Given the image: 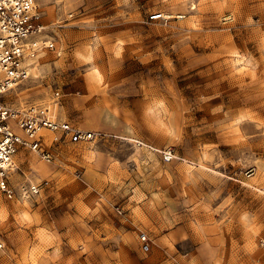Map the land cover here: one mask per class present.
Returning a JSON list of instances; mask_svg holds the SVG:
<instances>
[{
	"label": "rangeland",
	"instance_id": "obj_1",
	"mask_svg": "<svg viewBox=\"0 0 264 264\" xmlns=\"http://www.w3.org/2000/svg\"><path fill=\"white\" fill-rule=\"evenodd\" d=\"M37 4L58 54L4 102L97 138L16 154L0 264H264V0Z\"/></svg>",
	"mask_w": 264,
	"mask_h": 264
},
{
	"label": "built area",
	"instance_id": "obj_2",
	"mask_svg": "<svg viewBox=\"0 0 264 264\" xmlns=\"http://www.w3.org/2000/svg\"><path fill=\"white\" fill-rule=\"evenodd\" d=\"M36 0H0V193L7 199L15 197V193L28 199L35 198L41 193V185L27 184L18 192L8 182V174L17 170L16 154L27 151L44 160H51L50 149L68 142L72 144L90 142L97 138L93 132H83L68 121L50 120L48 109L37 106H28L23 112L6 106L4 96L19 83L28 78L27 62L34 55L36 36L44 30L40 15L35 7ZM161 15H154L151 19L157 20ZM51 50L52 43L45 44ZM54 97L60 98L58 91ZM10 122L18 126L24 138L17 136L11 128ZM46 130L56 137L45 148L40 134ZM141 143L137 142L139 146ZM155 152V151H153ZM163 163H170L177 158L172 149L159 152ZM141 251H149L146 235L139 237ZM5 249V242L0 234V251Z\"/></svg>",
	"mask_w": 264,
	"mask_h": 264
},
{
	"label": "bare ground",
	"instance_id": "obj_3",
	"mask_svg": "<svg viewBox=\"0 0 264 264\" xmlns=\"http://www.w3.org/2000/svg\"><path fill=\"white\" fill-rule=\"evenodd\" d=\"M35 7H36V9H38L39 8V6H38V4H37V0H36V4H35ZM40 10V9H39ZM38 11V10H37ZM38 13H39V15H40V21H41V23H42V20H41V12L40 11H38ZM42 25L44 26L43 28H44V30L41 32V34L40 35H38V36H36V39H35V41H32V42H34V43H36V46L33 48V50H34V55H33V57L31 58V59H29V61L27 62V65H29V68H28V77L30 76V72L31 71H34L35 70V67H36V64H35V62H36V60H37V58L41 55V54H43L44 52H49V53H54V54H58V52H57V50H56V47H55V44H54V42H53V40L48 36V34H47V31H46V26L42 23ZM48 43H52V45H53V48L51 49V50H48V49H46L45 48V44H48ZM35 64V65H34ZM34 65V66H33ZM26 80V79H25ZM16 87V86H15ZM14 87V88H15ZM13 88V89H14ZM54 93V92H53ZM52 99H51V103H53V102H55V101H57V100H59V99H57L56 97H54V94H52V97H51ZM51 103H46V104H44V103H42V104H38V103H32V104H28V105H25V106H20V107H10V106H8V105H6V106H8V107H10L11 109H14V110H16V111H19V112H23L28 106H37V107H40V108H43V109H48V112H49V116H50V120H52V121H65V120H60V119H55L53 116H52V114H51V111H50V104ZM10 123H13V122H10ZM14 124V123H13ZM15 125V124H14ZM15 127H16V129L18 130V132H19V134H17V133H15L17 136H19V137H21V138H24V134H23V132L21 131V129L18 127V126H16L15 125ZM13 131V130H12ZM83 132H87V131H83ZM40 134L42 135V137H43V140H42V143H43V145H44V147L45 148H48V145L47 146H45V142L47 141V140H50L49 142H51L52 140H53V138H55L56 137V135L55 134H52V133H50V132H48V131H46V130H42L41 132H40ZM95 140V138L92 140V141H90V142H80V143H92L93 141ZM50 144V143H49ZM70 144H72V143H70ZM76 144H79V143H76ZM88 150H91V148H88ZM165 150V149H164ZM51 151V150H50ZM51 155V154H50ZM36 157H38L41 161H43V162H45V163H50L51 161H52V156H50L51 157V160L50 161H48V160H44L43 158H41V157H39V156H37V155H35ZM28 184H30V185H41L40 183H36V184H32V182H28ZM26 186V185H25ZM24 187V186H23ZM19 196L21 197V199H28V198H26L25 196L23 197L21 194H19ZM2 252H4V249L3 250H1L0 251V253H2Z\"/></svg>",
	"mask_w": 264,
	"mask_h": 264
},
{
	"label": "crops",
	"instance_id": "obj_4",
	"mask_svg": "<svg viewBox=\"0 0 264 264\" xmlns=\"http://www.w3.org/2000/svg\"><path fill=\"white\" fill-rule=\"evenodd\" d=\"M37 1H38V0H37ZM41 1H42L43 3H45V2H48L49 0H41ZM43 54H44V53H43ZM43 54H41L39 57H41ZM39 57H38V58H39ZM48 60H49V58H48L47 56H45V55L42 56V60H41L42 62H47ZM36 67H38V64H36ZM36 67H35V68H36Z\"/></svg>",
	"mask_w": 264,
	"mask_h": 264
}]
</instances>
